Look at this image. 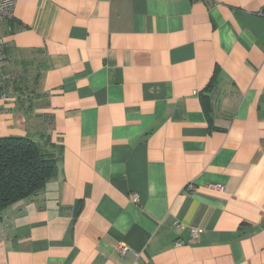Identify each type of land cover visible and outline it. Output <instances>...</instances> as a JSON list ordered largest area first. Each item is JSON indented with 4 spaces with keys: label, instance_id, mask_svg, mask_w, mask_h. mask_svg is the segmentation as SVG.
Masks as SVG:
<instances>
[{
    "label": "crops",
    "instance_id": "1",
    "mask_svg": "<svg viewBox=\"0 0 264 264\" xmlns=\"http://www.w3.org/2000/svg\"><path fill=\"white\" fill-rule=\"evenodd\" d=\"M0 37V138L58 157L0 264H264V0H17Z\"/></svg>",
    "mask_w": 264,
    "mask_h": 264
},
{
    "label": "trees",
    "instance_id": "2",
    "mask_svg": "<svg viewBox=\"0 0 264 264\" xmlns=\"http://www.w3.org/2000/svg\"><path fill=\"white\" fill-rule=\"evenodd\" d=\"M213 83L208 90L213 88ZM49 144L29 138H0V219L6 210L41 193L57 174Z\"/></svg>",
    "mask_w": 264,
    "mask_h": 264
},
{
    "label": "built area",
    "instance_id": "3",
    "mask_svg": "<svg viewBox=\"0 0 264 264\" xmlns=\"http://www.w3.org/2000/svg\"><path fill=\"white\" fill-rule=\"evenodd\" d=\"M17 0H0V23H3L6 20H10L14 16V9L16 6ZM5 57V43L3 38L0 37V60H3ZM215 189L223 191L224 187L222 186H214ZM139 201V197L135 196V202ZM201 234V230L199 229H192L191 235H190V241H197L199 239V236ZM185 245L184 243H177V247H181ZM128 248L125 246H121L120 251L121 253L125 254L128 252Z\"/></svg>",
    "mask_w": 264,
    "mask_h": 264
}]
</instances>
